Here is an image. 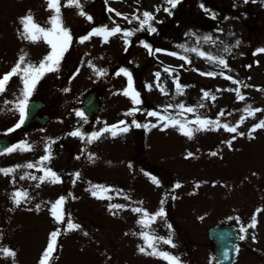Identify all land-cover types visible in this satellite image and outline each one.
Here are the masks:
<instances>
[{"label":"rangeland","instance_id":"1","mask_svg":"<svg viewBox=\"0 0 264 264\" xmlns=\"http://www.w3.org/2000/svg\"><path fill=\"white\" fill-rule=\"evenodd\" d=\"M81 3L84 11L92 15V21L81 16L78 8L66 6L61 0L63 23L71 30L72 43L59 67L46 73L29 97L45 102L44 112L50 119L25 132L20 127L14 129L12 144L24 140L32 145L30 150L0 153V168L21 165L7 175L0 173V247L9 246L16 252L14 258L0 253V264L14 261L38 264L50 232L56 227L63 228L50 213L51 202L60 195L67 197L63 206L66 213L82 227L61 231L49 264H167L158 256L138 251L143 240L135 234L142 230L136 223V213L129 208L116 210L117 214L113 215L107 207L108 203H127L155 211L161 200L167 215L158 218L149 231L165 237L171 234L175 247L163 243L160 247L178 256L183 264H215L206 236L207 227L214 223H236L240 236L245 237L240 239L234 264H264V129H256L252 138L248 136L252 124L264 119V111L251 116L244 112L247 106L264 109V52H255L264 48V0H179L171 8V14L164 11L170 7L167 0H81ZM110 9L129 19L133 13L143 18V11L153 12L151 23L157 31H148L146 25L141 29L135 19L129 23L125 16H118ZM29 10L36 22L50 26L48 17L52 10L47 8V0H0V75L11 69L21 50L28 54L27 60L37 64L50 51V45L42 38L32 42L18 32V29L23 31L19 18ZM107 17L112 19L110 24L105 22ZM114 24L133 29V34L127 37L130 43H124L123 33L111 36L107 42L96 35L83 43L78 39L92 27ZM206 36L212 39H204ZM141 40L151 45V54ZM181 44L186 48H180ZM194 47L212 56H223L229 67L186 50ZM171 52L187 56L191 63ZM65 61L72 62L74 68L63 77ZM92 65L105 69V74L97 75ZM121 67L131 73L142 104L135 105L124 94L128 78L122 73L116 75ZM209 71L226 72L234 80L202 74ZM174 78L184 86L182 92L177 91ZM236 87H240L244 100L236 99V93L231 90ZM22 88L21 76H13L6 90L0 92V104L21 98ZM92 89L98 91L100 109L91 119L84 114L85 120L76 112L82 111V95ZM202 90L211 95L204 97ZM181 103L184 109L175 107ZM169 104L174 107H163ZM5 106L11 107L14 117L0 125L1 134L19 120L15 105ZM188 106L196 111L187 112ZM132 107L141 110L128 115ZM153 109L186 120H194L197 115L215 119L224 109L221 122L230 125L242 115L246 119L237 126L236 133L223 127L209 128L194 132L191 138L171 125L167 129L160 125L149 129L131 125L133 118L141 124L156 123V117L147 115ZM4 117H9L7 110ZM120 120L130 125L129 131L116 136L104 132L88 141L87 133ZM77 128L85 133L83 138L71 135ZM239 132L245 135L240 136ZM233 135L236 139L229 147L224 141ZM45 145L49 146L51 155L43 163L55 170L62 182L21 179L24 172L37 177L43 174L38 168L26 165L36 164L46 154ZM188 152L193 155L188 156ZM213 152L217 155H212ZM91 153L95 155L90 159ZM76 172L80 173L78 179L74 176ZM149 172L161 181L160 185L146 175ZM177 181L179 188L174 187ZM90 185L112 186L109 193L112 199L93 197ZM16 188L27 189L31 199L14 205L11 197ZM120 190L132 199L116 195ZM37 204L41 205L39 210ZM258 208L260 212H256ZM254 213L255 227L251 226Z\"/></svg>","mask_w":264,"mask_h":264},{"label":"snow or ice","instance_id":"2","mask_svg":"<svg viewBox=\"0 0 264 264\" xmlns=\"http://www.w3.org/2000/svg\"><path fill=\"white\" fill-rule=\"evenodd\" d=\"M168 4L170 5L169 8H164L165 12H169L171 14V8H174L178 3L179 0H167ZM247 2V0H245ZM64 4L66 6H75L79 9V14L81 16H84L87 18V20L92 21L93 17L86 11H84L83 4L81 3V0H64ZM61 0H47V8L49 10H52V14L48 17V24L50 26H42L40 23L35 21V17L32 14L31 10L23 16H21L20 23L22 25L23 31H20L18 29V32L20 33L21 37L24 39H27L32 42H36L40 40L41 38L47 42L48 45H50V51L46 53V55L39 61V63H34L32 61L27 60V53L23 52L21 50V54L18 56V59L16 63L11 67V69L0 75V92H3L6 90L8 81L15 75H20L22 79L23 88L21 91V98L16 99L14 101H7L5 100V104L12 103L15 105V108L19 111V120L18 122L13 126V128L7 129V132L13 131L15 128L20 127L21 124L24 123L25 117H26V110L28 106V100L29 97L32 95L33 90L38 83V81L48 72H53L59 67V63L61 59L63 58L64 54L69 49L71 43H72V33L71 30L64 26L63 19H62V12H61ZM201 7L203 8L204 5L201 4ZM157 11L160 9L157 8ZM110 11L116 12L115 9H110ZM116 15L118 16H125V14L116 12ZM213 16L215 13L212 14ZM143 18H141L140 15H136L133 13V16L131 19H129L127 16H125V19H128L129 23L132 22V19H135L139 22L140 28L143 29L145 25L147 26L148 31L150 32H156L157 29L153 26L151 21L154 19L153 12H150L148 10L143 11L142 14ZM218 31H222V29H218ZM118 33H123L124 35V43L128 44L130 41L127 39L128 36L133 34V29L131 28H122L119 24H114V26L109 27L107 25H101L92 27L90 31L87 32L85 35H81L78 37L79 41L83 43L84 41L89 40L93 35L101 36L103 37L104 41L107 42L109 38L113 35H116ZM185 35H188L186 33ZM199 39V38H198ZM204 39L211 40L212 38L210 36H206ZM218 39V38H217ZM215 41H213L214 43ZM140 43L149 50L150 54L153 51L150 44H148L146 41L141 40ZM239 43V41H237ZM180 48H186L184 44L179 45ZM187 51H193L198 52L199 55L208 57L212 59L215 62H218L219 65H222L224 68H228L229 65L227 63V60L223 56H212L210 53H206L203 50H200L199 48H191L186 49ZM228 48H225V51H228ZM156 52L160 51H167L165 49H155ZM255 52L260 53L264 52V48H257ZM173 56H181L178 52H171L170 53ZM182 59L187 61L188 63H191V61L188 59L187 56H181ZM89 64L91 65L92 62L89 61ZM92 67L96 68L97 75H104L105 69L97 68L95 65H92ZM182 67V65H181ZM251 67V65H249ZM166 71L171 72V69L166 68ZM199 71V70H198ZM124 74L128 78V84L127 87L123 89V92L125 95L130 96L132 102L135 105L142 104V100L140 99V94L134 89L132 84V76L131 73L128 71L127 68L121 67L118 69L116 75ZM207 76H216L221 75L225 76L228 80H234V77L231 75H227L226 72H206L202 73ZM157 78H159L160 73H156ZM176 89L178 92H182L184 86L180 84L178 78H174ZM236 84H240V81H235ZM158 87H160L159 83L157 84ZM151 87V85H149ZM244 87H248V85H244ZM236 93V99L237 100H244V94L241 92L240 87H236L235 89H231ZM161 91L163 92L164 89L161 87ZM204 97H209L211 93H209L207 90H202ZM213 100L216 99L215 96H211ZM202 106V105H201ZM165 109L174 107L173 105H165L163 106ZM175 107L179 109H184L185 105L183 103L179 105H175ZM141 109L138 107H132L128 109L127 114L133 115L136 112L140 111ZM187 112H195L196 108L192 106L187 107ZM259 111H264V109H258V108H252L251 106H247L244 108V112L247 113V115H255ZM76 114L80 117H84V113L80 110H77ZM224 114V109L220 110V113L217 114V117L215 119L209 118V117H202L200 115L195 116L194 120H186V119H179L175 115L168 113L167 111L161 112L158 110H148L147 115L150 117H156V123H146L141 124L138 120L135 118L132 119L131 125H135L136 127H143L145 129H149L151 127H156L160 125L162 129H167L170 125L173 127H178V130L187 135L189 138H191L196 131L200 130H208L209 128H215L219 129L223 127L225 130L231 133L237 132V126L244 122L246 119L245 116H240L239 120L236 121L235 124H228L221 122L220 117ZM181 117L183 116V112L179 114ZM86 120V117H84ZM161 122H163L161 124ZM130 125L125 120H120L116 124L107 125L104 128H100L98 131H93L91 133H87V139L89 142L92 140H95L100 137V135L104 132H111L113 136H116L119 132H127L129 131ZM256 129H264V119H260L257 123L252 124L251 128L248 131L249 138H252V134ZM240 136L245 135L243 132L238 133ZM71 135L78 136L83 138L85 136V133H82L79 128L71 132ZM236 139V136L233 135L230 140L224 141L229 147H232V141ZM32 148V145L29 144L27 141L21 140L17 143L12 144L11 146L5 147L3 149V153H11L17 149L19 150H30ZM46 154L39 157V161L36 164H33L32 162H28L26 167L33 168L36 167L40 171H42V175H39L38 177L35 174H31L28 172H24V174L20 177L21 179H24L25 177H30L33 180H39L40 182H44L46 180H49L52 183L56 182H62L61 176L53 170L51 167L44 164V161H47L50 159V149L48 145H45ZM212 155H217V153L213 152ZM95 154L91 153L89 154V158L91 159ZM188 156H192V152L187 153ZM21 165H15L13 167L9 168H0V173H4L5 175L12 173L15 171L16 168H20ZM143 171V170H142ZM152 180V182L156 185H160L161 181L152 173H146ZM74 176L78 179L80 177V173L76 172L74 173ZM13 183H15V177H13ZM73 183H75V179L73 180ZM215 183V182H213ZM174 187L179 188L180 182L177 181L174 184ZM112 189V186L110 185H90V192L93 197L101 198V199H108L109 201L112 199L110 193V190ZM116 195H123L126 197V199L131 200L132 197L128 194L123 192L122 190L117 191ZM74 198V197H73ZM12 202L14 205L19 206L22 201L30 200L31 197L29 195V192L27 189L23 188H16L13 191L12 194ZM67 199L66 196L60 195L54 202H51L50 207V213L51 216L54 217L55 221L58 224H63V228L56 227L54 228L50 234H49V240L47 243L46 248L43 250L41 258L39 259L38 264H49L50 260L52 259L53 253L57 246V238L61 234V231L64 232L80 229L82 226L79 223L74 222V220L71 218L70 213H66L64 209V203ZM164 201L161 200V206L155 210V211H149L146 207L143 206H136L132 207L131 204L127 203H108L107 207L110 212H112L113 215L117 214L116 210H123V209H131L132 212L136 213L138 215V219L136 221L137 224L141 225L142 230L138 233H135L136 235L140 236L143 240V244L138 246V251L141 253H146L154 256H158L165 261H167V264H183V261L173 253L163 250L160 245L168 244L172 247H175L174 241L171 237V234H169L167 237L157 235L154 231H149L150 226L157 221L158 218H165L166 217V211L163 207ZM140 204L142 205L143 202L141 201ZM41 207L40 204L36 205V209L39 210ZM261 209H257L256 212H260ZM257 223L256 215L253 214V217L251 219V226L255 227ZM168 227L171 229V224H168ZM245 228L244 226H241V232H244ZM85 235L87 233L85 232ZM245 237L243 235L240 236V239H244ZM253 239H255V236H253ZM149 249L151 251H149ZM0 253H2L5 256L9 257H15L16 252L9 246H3L0 247ZM225 255H227V252H225ZM15 264V261L13 262Z\"/></svg>","mask_w":264,"mask_h":264},{"label":"water","instance_id":"3","mask_svg":"<svg viewBox=\"0 0 264 264\" xmlns=\"http://www.w3.org/2000/svg\"><path fill=\"white\" fill-rule=\"evenodd\" d=\"M71 68L68 65V69ZM43 104L40 102H31L29 105V113L26 117L24 127L32 121H36L34 118V112L40 108ZM84 111L92 116L98 109L96 102L95 92L88 93L84 98ZM47 120V117H43L38 121L43 123ZM0 150L4 149L9 143L7 136L0 137ZM208 236L213 242L214 246V258L217 264H230L233 260L235 245L238 240L236 227L233 225H216L208 230ZM227 252V255H225Z\"/></svg>","mask_w":264,"mask_h":264}]
</instances>
